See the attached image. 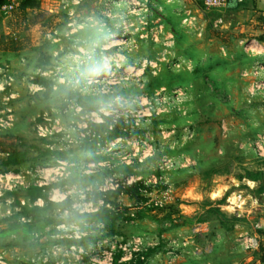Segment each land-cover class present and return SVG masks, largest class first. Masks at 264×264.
<instances>
[{"label":"rangeland","instance_id":"1","mask_svg":"<svg viewBox=\"0 0 264 264\" xmlns=\"http://www.w3.org/2000/svg\"><path fill=\"white\" fill-rule=\"evenodd\" d=\"M204 1L41 0L38 9L25 13L18 2H11V12H0V107L15 94L9 102L14 126L0 134V264H35L60 241L62 246L139 241L148 245L145 254L152 249L148 243L174 236L184 242L204 222L215 231L195 236L192 247L213 246L208 254H192L193 264H256L241 238L264 231L257 228L264 221V156L252 146L264 138L263 92L251 94L250 72L259 57L247 50L248 43L226 34L216 22L223 12L208 10ZM12 40L25 50L14 54L8 48ZM80 49L87 54L102 49L103 71L87 77L92 84H83L65 106V90L78 85L87 55ZM3 51L15 55V67L1 58ZM39 67L55 83L51 92L34 87ZM108 114L132 124V136L97 147L94 166H87L93 156L80 151L79 131ZM45 117L47 127L61 129L64 138L39 137L37 126H44ZM12 148L27 155L17 172L1 165ZM50 148L62 149L67 158L40 156ZM56 160L64 163L63 172L53 173ZM38 167L45 169L41 176ZM250 174L259 176L255 184L247 183ZM6 175L13 177L8 181ZM135 181L142 183L136 187L141 199L108 197V206L103 200L94 206L117 213L113 232L79 224L75 213H91L88 193L115 184L125 190ZM55 183L62 188L45 189L48 199L72 198L73 213H43L31 221L23 216L32 208L30 187ZM166 192L171 199L155 206ZM240 193L245 205L233 211L228 201ZM91 229L75 242V233Z\"/></svg>","mask_w":264,"mask_h":264},{"label":"trees","instance_id":"2","mask_svg":"<svg viewBox=\"0 0 264 264\" xmlns=\"http://www.w3.org/2000/svg\"><path fill=\"white\" fill-rule=\"evenodd\" d=\"M40 1L41 0H0V10L2 8V6L6 5V4H10L11 2H18L19 5V9L21 12L25 13L29 10H34V9H38L39 5H40ZM227 6L230 9H234L237 10L238 8H240L241 4L237 2V0H228L227 1ZM38 18L37 15H32L30 17L31 19V23L35 24L36 23V19ZM260 40H263V38H260ZM10 50L13 51H21L24 50L26 48L25 45L22 44V42L19 41H11V44L9 45ZM115 49L109 51L110 53H112ZM45 62V61H44ZM102 56H101V49H97L96 52L93 54L92 59L90 60H85V62L82 64V66L79 69L78 72V79L82 82V83H78V85H73L72 87H70L69 89L65 90L66 92V104L65 106H67V102L68 101H72L74 100L78 94H79V90L80 88L83 86V84L85 83V79L87 77L90 76H96L97 73H100L102 70ZM36 84L47 88L49 92L52 91L53 86L55 83H53L52 81L42 77V76H37L35 77V81ZM64 91V89L62 90ZM70 102H68L69 104ZM97 110V109H95ZM114 125L113 129L110 130L109 127L110 125ZM132 124L126 123V121L122 118H119L117 120V123L114 124L113 123V118L112 117H105V122L104 123H100V124H96V123H90V129L92 132H95V138H86L80 145L79 148L82 151H88L90 149H96L98 147V144L104 145L107 142H111L112 140L118 139V138H129L130 136H132L131 131H130V127ZM6 152V158L5 160L2 162V166L6 168V170H10L13 167H17L25 162H27L26 159V153L25 151H21L15 148H12V150H8L5 151ZM40 156H46V157H57V158H62V159H66L67 156L65 153H60L59 151H53L51 149H46L44 152L40 153ZM15 172L18 171V169H14ZM250 180L252 181H257L259 179L258 175L255 174H250L248 177ZM142 183H137L136 185H134V187H129L125 190L122 189H117L116 191H112V192H108V193H98V192H94L90 195L87 196V201H92L94 203H96L98 200H103L104 203L106 202V204L108 203V197H115L117 198L118 195L123 192L126 195L129 196V198L131 199H141V191L140 189H136L137 185L139 186ZM62 186L61 183H55L52 184L48 187H38V185L32 186L30 187V189L28 190L29 192H33V194H29L28 195V199H27V204L30 205L32 208L29 210H24L23 212V216L27 217L28 220L31 221V218H33V215H41L43 213H49L52 214L53 212L56 211H60L63 212L65 210H68L70 213H73L72 210V204H73V200L71 198H67L66 200L62 201V202H53L51 200L48 199V196L46 195V190L45 189H58ZM30 192V193H31ZM38 199H43L45 204L43 207H39L34 205L35 202ZM105 204V205H106ZM117 215V213L110 211L109 209H107L106 207H101L99 208L96 212H91V213H83V214H77L75 213V216L77 217L76 219L78 220L79 224L82 226L85 223H92V224H104L105 226H107L112 232H113V228H114V220H115V216ZM22 229L25 228L26 229V224L21 226ZM30 227H32V225L30 224L29 226H27L28 229H30ZM12 230V229H11ZM11 230H9V232H11ZM14 231V230H13ZM111 232V233H112ZM260 234L264 237V231H260ZM61 242V241H60ZM152 250L147 251L144 256L147 257L150 254H152ZM258 253L260 254V262L262 264H264V240L263 242L260 244V247L258 248ZM123 264H130V263H123ZM136 264H143L142 261H138L136 262Z\"/></svg>","mask_w":264,"mask_h":264},{"label":"built area","instance_id":"3","mask_svg":"<svg viewBox=\"0 0 264 264\" xmlns=\"http://www.w3.org/2000/svg\"><path fill=\"white\" fill-rule=\"evenodd\" d=\"M228 0H205L204 5L208 10H216L221 11L223 8L227 6ZM15 7L12 3L6 4L2 6L0 12L9 13L12 10H14ZM220 22V21H219ZM80 53H84L83 49L79 50ZM96 52V50L91 53L87 54L84 59L81 61L80 65L85 62V60L92 59L93 54ZM103 50L101 49V56L103 54ZM103 58V56H102ZM103 65V63H102ZM251 75L253 77V82L251 84L252 91L251 94L255 95L257 92H263L264 96V61L263 62H257L254 64L251 70ZM39 75L42 77H46L45 71H40ZM88 79V78H86ZM11 80V79H10ZM76 83H80V80L77 77ZM75 84V83H73ZM85 84H92L90 80H86ZM81 90V89H80ZM66 112V110H65ZM107 116V115H103ZM113 118V123L116 124L117 120L120 118L119 116L115 115H109L108 117ZM44 126L38 125V135L41 138H46L48 135L53 134H61L62 138H64L63 133H61V129L51 128L49 129L47 127V124L45 122H49L50 119L45 117L44 119ZM91 123L100 124L103 123L102 119H96L95 121H91ZM4 124H8L4 122L2 119H0V127H2ZM90 125V124H89ZM89 125H85L83 130L79 131L80 139L78 141L79 144H81L86 138H95V132H92ZM113 124L110 125L109 129H113ZM54 130V132H53ZM120 140V139H118ZM112 142H107L104 145L110 144ZM101 146V144H98V147ZM252 146L256 150V152L264 156V138L258 137L252 142ZM64 163L59 162L58 163V169H63ZM44 168L38 169L40 173H44ZM12 175H6V179L10 181L12 179ZM19 178V177H17ZM55 178H52L54 180ZM9 183H6V186H8ZM38 186L42 187V184H37ZM7 188V187H6ZM171 197L166 192L163 194V197L160 201L155 202V206H163V200H170ZM232 199V198H231ZM229 199V205L227 207H231L233 211H238L242 209V207L245 205V201H243V195L242 193L238 194L236 196V200L232 201ZM37 203H35L36 205ZM257 228L264 229V221L259 222L257 224ZM76 234V233H75ZM195 236H201L202 231L200 229V226L195 227L194 229ZM82 236V233H78L76 238H80ZM110 240V239H109ZM109 241L103 240L96 244V247L94 249H86L80 245L76 244H69L66 246H62V242L52 243L53 245L45 250V253L41 254L37 257L36 260L33 261L35 264H123V263H130V264H136L139 260L146 263L147 259L144 256V250L143 249V243H139V241H135V243H108ZM171 249L168 251V254L172 257H177L179 255L178 253V247L179 243L176 241H171L169 243ZM241 245L245 251H255L260 247V238L257 236V232L254 234H243L241 238ZM205 248L193 247V255L196 257L201 256L202 254L209 253L212 249L211 245L204 246ZM123 252L122 255H117L119 252Z\"/></svg>","mask_w":264,"mask_h":264},{"label":"crops","instance_id":"4","mask_svg":"<svg viewBox=\"0 0 264 264\" xmlns=\"http://www.w3.org/2000/svg\"><path fill=\"white\" fill-rule=\"evenodd\" d=\"M238 3L241 4L240 8H238L237 10L234 9H230L228 6H226L225 8H223L221 10V12H223V16H220V18H217L216 22H221V28L223 30H226V34L229 35V37H236V41H238L240 44L242 43H248V48L247 50H251L250 52H255V54L259 57V61L258 62H263L264 61V0H237ZM205 23V21H204ZM229 32V33H227ZM236 34V35H233ZM260 38H263V40H260ZM25 50V49H24ZM24 50L21 51H16L14 52V54H18L23 52ZM1 58H6L5 60L7 61L6 64H11L13 67L16 66L17 61L14 60L15 55H11V52H2L1 53ZM16 61V62H15ZM12 62V63H11ZM36 70L38 71L37 76L39 75V72L43 70V68H36ZM45 78V77H44ZM47 79V78H46ZM34 87H38V90H41L42 88L44 89V87L36 84L34 82ZM2 86L0 85V94L2 95ZM53 90V89H52ZM63 90V89H62ZM15 94L13 93L12 95H10L8 97V102L6 103H2L3 106L0 107V119H2L4 122L8 123V124H4L2 127H0V134H5L7 133L9 130L12 129V127L14 126V122H15V115L13 113V110L10 107L9 102H11V100H15ZM92 110H95L96 108H91ZM105 117L106 116H101V118L99 117V119L103 120V123L105 122ZM91 123V122H90ZM89 123V124H90ZM118 139H128V138H118ZM118 139L112 140L111 142H115ZM51 150H53L52 148H50ZM60 153H65L64 151H60L62 149H58ZM57 150V151H58ZM85 154H87L88 156H93L88 157L87 161L88 164L86 163L87 166H94V151H96L95 149H90L88 151H82ZM26 153V152H25ZM67 156V153H65ZM26 159H27V155H26ZM57 163H59V160H56ZM27 162L21 164V165H25ZM20 167H13L12 170L14 169H18ZM39 169V167H38ZM53 169V168H52ZM53 173L54 172H63V169H58V165H56V168L53 169ZM36 171V170H35ZM36 175L41 176V174L44 173H40L38 170L36 171ZM62 174V173H61ZM94 176V175H91ZM90 176V177H91ZM247 180V179H246ZM248 184H255L256 182H250V180H247ZM125 183V181H122ZM127 182V181H126ZM140 181H135L133 182L134 184L138 183ZM132 183V184H133ZM62 188V186L56 190H60ZM110 188V189H109ZM119 188L118 184H115V187H108L107 189H101L97 187V189H95L94 192H98V193H108V192H114ZM54 193H56L57 191L53 190ZM92 193H88V195H90ZM126 195L125 193L121 192L118 195V199L121 198V196ZM127 196V195H126ZM128 197V196H127ZM66 198V197H64ZM68 198V197H67ZM66 198V199H67ZM65 199V200H66ZM72 199V198H71ZM37 201L39 203H37ZM35 203L36 206L39 207H43L45 202L43 199H38ZM64 200L61 201H56V202H62ZM55 202V201H53ZM99 203H103L102 200H98L96 203L92 202V201H88V206L91 208V212H96L99 207L94 208L95 205H98ZM35 205V204H34ZM104 205V203H103ZM109 204H107L108 206ZM73 206V204H72ZM72 210H75L74 206L72 207ZM62 213V212H61ZM64 214H68L69 211L65 210L63 211ZM240 213V212H238ZM119 224V223H118ZM94 225V224H93ZM96 227L94 228H103L106 230V228H108L107 226H105L104 224H97L94 225ZM120 226H122V224H120ZM116 228H118V226L116 225ZM214 226L213 225H208L207 222H204L202 225L200 224V229L202 231L201 236L198 238H205L209 233L210 230H214L213 229ZM218 230V229H216ZM87 231V230H86ZM83 232L82 236L80 238H76L77 234H74V236H72L73 238H75V242H80L79 240H82L84 237H86L88 234H92V232H94L92 229L87 232ZM169 229H167V232L164 233L166 236L170 235L171 232H168ZM162 234V237L165 238V235ZM257 236L260 238V244L263 242L264 237L261 234L257 233ZM59 238V237H57ZM63 238H66V236H60L59 240H63ZM70 238V237H69ZM173 239H171V237L167 238V243H148L151 245L152 247V254H150L149 256L146 257L147 261L146 263L143 262V264H193V261L195 260V257L192 256L193 252V247H192V243H197L195 238V234L192 235L190 232L187 233V236L183 237L184 242H180L181 239H177L176 236L172 237ZM176 238V239H175ZM109 240V239H108ZM159 240V239H157ZM171 241H179V247H178V253L179 255L177 257H172L171 255L168 254V251L171 249L169 242L171 243ZM62 242V241H61ZM217 243V241H216ZM68 244V243H65ZM75 244V243H72ZM77 245H80L86 249H94L96 247L97 243H91V245H87L85 246L84 243H76ZM207 245H211L213 246L212 243L207 242ZM148 245L146 243H143V249L146 250V247ZM149 251V250H148ZM211 252V251H210ZM209 252V253H210ZM248 253H250V257L254 256L256 258V264H262L260 262V254L258 253V249L255 251H248ZM208 254V253H206ZM203 257V256H202Z\"/></svg>","mask_w":264,"mask_h":264}]
</instances>
